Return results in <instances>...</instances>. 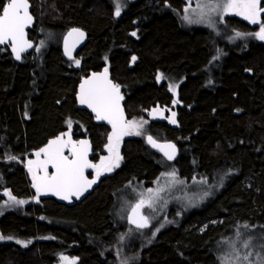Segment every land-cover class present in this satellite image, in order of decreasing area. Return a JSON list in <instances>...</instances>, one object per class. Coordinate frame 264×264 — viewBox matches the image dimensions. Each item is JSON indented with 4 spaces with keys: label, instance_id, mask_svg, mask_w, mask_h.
<instances>
[{
    "label": "trees",
    "instance_id": "1",
    "mask_svg": "<svg viewBox=\"0 0 264 264\" xmlns=\"http://www.w3.org/2000/svg\"><path fill=\"white\" fill-rule=\"evenodd\" d=\"M7 1L0 0V14ZM29 1L36 17L30 39L48 43L21 62L0 49V198L11 193L31 202L1 215L0 232L34 241L26 248L1 242L0 264H59L62 255L75 264H220L222 245L237 233L264 235V41L229 44L208 28L182 27L176 12L185 0H134L119 16L111 0ZM73 28L88 36L78 67L62 49ZM222 31L254 29L231 15ZM105 69L119 85L128 120H150L144 135L124 140L121 168L82 202L69 207L40 198L28 161L65 134L69 122L78 141L92 140L94 152L108 142L111 126L76 102L81 80ZM169 85L179 86L177 126L148 116L175 109ZM147 135L178 146L174 164L186 180L224 176V183L199 208L179 216L171 208L167 217L174 223L151 242L123 244L127 226L116 218V195L132 182L151 185L163 171L165 160Z\"/></svg>",
    "mask_w": 264,
    "mask_h": 264
},
{
    "label": "snow or ice",
    "instance_id": "2",
    "mask_svg": "<svg viewBox=\"0 0 264 264\" xmlns=\"http://www.w3.org/2000/svg\"><path fill=\"white\" fill-rule=\"evenodd\" d=\"M262 0H208L206 3L198 4L201 18L205 15L220 12L222 14H235L243 17L251 24H259V31L254 33L243 34L236 32L237 38H243L245 35H252L255 38L264 41V22L261 20V15L264 14V7L261 6ZM28 0H10L9 3L2 7V14H0V44L11 42L12 51L15 53L16 59H21V53L32 47V44L25 38V28L32 23V16L29 13ZM188 9H185L187 12ZM116 15H120V5L116 6ZM188 23L194 21L187 15L183 17ZM198 22V21H197ZM211 26V23H210ZM73 35L83 37L84 33L79 29H73L68 33L69 37ZM135 35V33H133ZM65 52L71 58V51L67 46V39L65 40ZM219 56L214 57L218 59ZM135 60V57H133ZM79 65V61H76ZM163 79L158 76V80ZM176 85H169V90L175 92ZM123 97L120 95L119 85L113 84L108 80V70L105 69L102 74H93L92 78L85 80L80 85L79 101L82 105H87L96 114L97 120L107 121L112 126V132L108 136V143L106 149L108 156L101 159L100 164H92L88 160V153L90 145L87 140L73 141L71 135L65 133L49 143L35 153L37 160L28 161V170L33 175V187L36 189L37 196L40 194L52 193L59 196L62 200H69L71 196L77 199L97 182V179L104 172H111L114 168L119 167L120 156L119 146L124 136L127 135H141L139 128L142 124L135 121H127L124 118L123 109L120 107V100ZM178 103V101H174ZM155 112V110H154ZM176 113L172 112L170 123H176ZM143 123H146L143 122ZM69 128L71 123L69 122ZM64 135L68 139H64ZM147 142L153 147L164 151V155L168 160L174 159L175 145L167 144L160 145L153 139L152 136H147ZM68 149L69 156L64 155V150ZM41 154L44 159L40 160ZM15 159V157H11ZM39 167L43 170V176H37L33 166ZM51 165L55 169L54 173L49 175L48 166ZM92 168L96 171L94 179H88L85 176V169ZM175 177V173H171ZM150 193L151 189L148 190ZM11 200L17 204H23L25 201L16 200L11 196V193H6ZM207 195V193H206ZM150 197L148 200L151 206ZM145 200L141 199L132 208V215L129 221L139 229L148 226V219L145 216L139 215V209L143 207ZM248 226L245 225V228ZM11 237H9L10 239ZM5 239L0 235V240ZM17 243H24L17 240ZM25 246H27L25 244ZM253 237L246 234L237 233V238L234 241L228 242V249L225 256L222 258V264H264V235L260 237L259 249L260 251H246L243 256L240 255V249H253ZM254 257V259H253ZM66 258L61 256V260ZM74 264V262H73Z\"/></svg>",
    "mask_w": 264,
    "mask_h": 264
},
{
    "label": "rangeland",
    "instance_id": "3",
    "mask_svg": "<svg viewBox=\"0 0 264 264\" xmlns=\"http://www.w3.org/2000/svg\"><path fill=\"white\" fill-rule=\"evenodd\" d=\"M132 1L134 0H111L113 4L115 16H117L116 6L118 3L120 5V15H121L127 8L128 3ZM206 2H208V0H185L186 4L181 10V12H176V15L179 19L181 26L184 28H195V27L208 28L216 35L218 39L224 40L229 44H236L240 40H243L245 37L249 39L253 38L254 40L257 41L259 40L252 35L249 36L245 35L243 38H237L236 33H234L232 36H226V34H224V32L222 31V25L224 24V20L228 16L231 15L238 16V15L232 13L222 14L220 12H217V13H212L210 15H205L203 18H201L200 9L197 7V5ZM186 8L188 9L187 12H185ZM185 15L189 16L194 22L188 23L187 21H185L183 19ZM251 25L252 28L254 29V32L259 31V27H260L259 24H251ZM47 43L48 41H46L45 39L40 41L36 46L35 51L37 53L40 52L46 46ZM217 46L218 45H216V47ZM215 52L216 55L214 57L219 56L221 54L220 47L215 49ZM76 61H79V59L71 60V63L73 64L74 67L79 66L77 65ZM175 92H176V88H175ZM175 92L172 91L173 97L175 95ZM128 121H135L138 124H142V127L139 128L141 135H127L124 140L131 138H139L143 136L150 123V120L145 116L142 117L134 116L133 118H130ZM145 121L146 123H143ZM72 124L73 123H71V128H69L66 133L71 135L73 141H77L78 139L75 136L76 132L73 131ZM64 138L65 140H67L68 136L64 135ZM124 140L120 142V146H119V152L121 157H122L121 146ZM107 143L108 142L103 144L99 149V151L95 152V160H97V164H100L101 159L103 157L109 155L106 149ZM43 159L44 156L43 154H41L40 160ZM30 160L32 161L37 160L35 153L30 158ZM121 166H122V159L120 160L119 167L114 168L111 172H104L101 175V177L103 176L102 178H105L114 175L121 168ZM33 168L35 173L42 175L44 174L41 168L36 167L35 165L33 166ZM171 173H175V177L171 176L170 175ZM31 177L33 178L32 173H31ZM223 183H224V176L219 177L213 182H210L204 176H196L192 180L188 181L181 176L180 170H178V167L175 164H170L165 160L163 171L161 172L159 177L152 182L151 185H146L140 182H134V183L132 182L127 184L124 188H122L116 195V208H115L116 218L118 219V221H120L121 223H125L127 226V231L125 232V234H122L121 241L123 242V244L125 242H131V241L151 242L159 231L174 223L171 219L167 217V214L171 208L177 209L178 216L183 212L185 213L193 209L199 208L210 197L215 195L220 190ZM149 189L152 190L151 193L148 191ZM150 197L152 198L151 206H149L148 204V200ZM141 199L145 200V204L141 208H142L143 216L147 217L148 219V226L146 228L139 229L129 225L128 217L130 212L132 211V208L137 203H139ZM23 201H25V203L17 204L13 200H11L9 196L6 195V193L2 194V198H0V216L7 212L17 211L21 207L31 202V200L29 199H24ZM242 234H246L247 236L253 237V245H255V247L253 249H248V250L241 248L240 249L241 256H243L246 251H253L254 253L260 251L259 249L260 237L256 232L255 233L242 232ZM0 235H2L1 232ZM236 238L228 240L222 245L219 254L220 264H222V258L225 256V253L228 249V242L234 241L236 240ZM17 240L22 241L24 243H17L16 242ZM33 241L34 240L25 241L21 239H15L13 237L9 239V237H5V239L0 240V243L11 242V243H15L18 246L26 248L29 247ZM25 244L27 246H25ZM62 256L65 257L66 259L61 260V256H60L59 264H73V262L75 264L77 262L76 258H69L64 255ZM120 259L124 262L122 256H120ZM241 264H243V262H241Z\"/></svg>",
    "mask_w": 264,
    "mask_h": 264
},
{
    "label": "water",
    "instance_id": "4",
    "mask_svg": "<svg viewBox=\"0 0 264 264\" xmlns=\"http://www.w3.org/2000/svg\"><path fill=\"white\" fill-rule=\"evenodd\" d=\"M10 0H8L5 5L7 3H9ZM29 2V13L31 14L32 16V23L30 25H28L26 28H25V38L32 44V47L27 49L26 51L22 52L21 53V59L17 60L16 59V56H15V53L12 51V47H11V42L9 41L8 43H5V44H0V49L1 48H4V47H7L9 48L10 52L12 53L13 55V58L16 62H21L22 61V58L23 56L25 55H29V54H32L36 48V42L32 39H30V36H29V31H31L33 29V27L35 26L36 24V17L35 15L32 13V4L31 2L28 0ZM2 14V12H1ZM73 29H79L81 32L84 33V36L83 37H77L75 35H73L72 37H69L68 36V33L69 32H72ZM71 29L70 31L67 32V34L64 36L63 38V43H62V49H63V53L65 55V57L68 59V60H74L77 56V54L79 53V51L86 45L87 43V40H88V36L86 34V32H84L82 29L80 28H73ZM67 39V46L68 48L70 49L71 51V58H69V55L66 54L65 52V40ZM104 73V70L102 71H95V72H91L88 76L84 77L81 82L79 83L78 87H77V94H76V102H77V107L78 109L80 110H84V111H87L88 113H90L92 116H94L96 118V114L92 111L91 108H89L87 105H82L79 101V94H80V85L82 83H84L85 80H89L92 78L93 74H102ZM108 80H110L113 84H116L112 78H111V75H110V72L108 71ZM120 91V95L123 97L122 95V92L121 90L119 89ZM177 96V91L175 93V98ZM120 107L123 109V112H124V118L125 120L128 121V114H127V111H126V108H125V105H124V97L122 100H120ZM149 114L151 116V111H149ZM171 117H172V114H171ZM99 123H102V124H108L110 125L107 121H103V120H97ZM111 126V125H110ZM112 127V126H111ZM149 136V135H147ZM147 136H146V142H147ZM151 136V135H150ZM126 136L123 137L122 141L125 139ZM153 137V136H152ZM153 139L157 142V144H160V145H167V144H173L175 145V156H174V159L172 160H168L167 157L164 155V151H161L159 148H156V147H153L151 144H149L147 142V144L155 151L157 152L158 154H160L163 158H165L166 161L170 162V163H174L177 161L178 157H179V148L178 146L172 142V141H160V140H157L153 137ZM81 140H87L89 142V145H90V150H89V153H88V160L92 163V164H96L94 161H93V157H94V148H93V143H92V140L88 137H85V138H82ZM64 155L66 156H69V158L71 159L72 157L70 156V153L68 151V149H65L64 150ZM49 167V170H50V174L51 175L52 173H54L55 169H53L51 167V165L48 166ZM96 171L95 169H92V168H86L85 169V176L88 178V179H94L95 177H90L91 174H94ZM37 176H43L42 174H38L36 173ZM100 177L99 179H97V182L95 184H93L90 188H88L86 191H84V193L79 197V199H77L75 196H71L69 198V200H62L59 198V196L57 195H53L52 193H47V194H40L39 197L40 198H43V199H54L56 202L60 203V204H63V205H66V206H73L75 203H78V202H82L84 199H86L90 194H92L94 192V190L99 186L100 184ZM132 215V211L130 212L129 214V217ZM139 215L140 216H143L142 214V208L139 209ZM129 217H128V223L129 225L137 228L135 226V224L131 223L129 221ZM146 228V227H145Z\"/></svg>",
    "mask_w": 264,
    "mask_h": 264
},
{
    "label": "flooded vegetation",
    "instance_id": "5",
    "mask_svg": "<svg viewBox=\"0 0 264 264\" xmlns=\"http://www.w3.org/2000/svg\"><path fill=\"white\" fill-rule=\"evenodd\" d=\"M239 18H241V19H243V17H241V16H238ZM245 20V19H244ZM247 21V20H246ZM248 22V21H247ZM176 91H177V96H178V93H179V86L177 85V87H176ZM176 96V98H175V95H174V99L176 100V101H178V103H175L174 104V106H175V109L173 110V111H171V110H167V112H165V111H161L160 112V110H155V112H154V110H152V112H151V116H150V114H149V112H148V116H149V118L154 122V121H159V120H163V121H170V119L172 118L171 117V114H172V112H175L176 113V116H175V120H176V123H175V126H177V124H178V122H177V118H178V109L176 108L177 106H180L181 105V103H180V100L178 99V97ZM78 141V140H77ZM164 159V158H163ZM165 160V159H164ZM93 161L97 164V160H95V155H94V157H93ZM175 163V162H174ZM174 163H171V164H174ZM48 173L50 174L51 172H50V170H48ZM96 176V172L94 173V174H91L90 175V177H95ZM101 177V176H100ZM103 177V176H102ZM101 177V178H102Z\"/></svg>",
    "mask_w": 264,
    "mask_h": 264
}]
</instances>
